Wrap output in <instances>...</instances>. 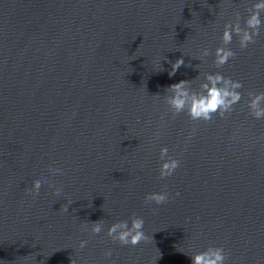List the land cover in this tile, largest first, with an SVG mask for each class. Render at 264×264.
Segmentation results:
<instances>
[{
    "label": "water",
    "instance_id": "water-1",
    "mask_svg": "<svg viewBox=\"0 0 264 264\" xmlns=\"http://www.w3.org/2000/svg\"><path fill=\"white\" fill-rule=\"evenodd\" d=\"M255 2L0 0V264H191L209 246L225 264H264V120L247 107L264 92V27L212 65L224 24L239 14L243 27ZM216 71L243 84L234 111L174 117L166 89ZM161 147L180 161L165 179ZM161 191L166 204H145ZM133 214L147 240L113 242L108 227Z\"/></svg>",
    "mask_w": 264,
    "mask_h": 264
},
{
    "label": "clouds",
    "instance_id": "clouds-1",
    "mask_svg": "<svg viewBox=\"0 0 264 264\" xmlns=\"http://www.w3.org/2000/svg\"><path fill=\"white\" fill-rule=\"evenodd\" d=\"M246 11L249 13L244 19V26H241L240 16L237 14L235 22L224 24V30L220 37V46L215 49L212 65L216 69H222L230 60L235 59L236 53L228 47L233 41V36L238 38L240 49H246L249 45L256 43V37L261 33L264 27V20L261 15L264 14V0H256ZM212 55L208 48H204L197 59L203 60L205 57ZM185 66L183 56L171 63L169 76L175 75L176 71ZM191 81L181 80L178 83L169 86L165 93L164 102L175 117L181 113L187 115L191 121L212 122L214 117L224 119L226 114L234 111L235 105L242 100L240 89L243 84L239 80H234L230 76L223 75L220 71L214 73H204L203 82L199 84L198 89L191 86ZM249 100L247 107L249 114L257 120H264V92H248ZM160 165L159 178L165 179L173 175L180 166V161L168 155V148H160ZM55 174H62L59 168L49 169ZM47 181L36 179L32 182V188L26 189L30 195H38L39 191ZM49 187L54 188V195H60L61 188L55 187L49 183ZM179 195V193H177ZM169 201V194L166 191L152 192L146 195L145 204L154 203L157 206L166 204ZM71 203V202H69ZM67 211V207H64ZM155 211V209H154ZM91 233L100 234L104 229V222L98 220L90 223ZM144 219L133 216L128 220H121L112 223L107 229V236L115 243L121 246L136 247L142 241L147 240L143 231ZM87 245L86 240L79 242V248L83 249ZM112 252L109 250L105 253L106 257H111ZM228 259L227 254L222 247L209 246L205 250L190 256L191 264H225Z\"/></svg>",
    "mask_w": 264,
    "mask_h": 264
}]
</instances>
